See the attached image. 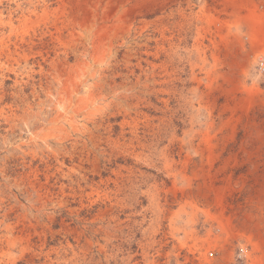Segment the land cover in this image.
Listing matches in <instances>:
<instances>
[{
    "label": "rangeland",
    "instance_id": "374dc122",
    "mask_svg": "<svg viewBox=\"0 0 264 264\" xmlns=\"http://www.w3.org/2000/svg\"><path fill=\"white\" fill-rule=\"evenodd\" d=\"M261 59L264 0H0V264H264Z\"/></svg>",
    "mask_w": 264,
    "mask_h": 264
},
{
    "label": "built area",
    "instance_id": "2783aa9c",
    "mask_svg": "<svg viewBox=\"0 0 264 264\" xmlns=\"http://www.w3.org/2000/svg\"><path fill=\"white\" fill-rule=\"evenodd\" d=\"M258 70L264 72V60H260L258 64Z\"/></svg>",
    "mask_w": 264,
    "mask_h": 264
},
{
    "label": "bare ground",
    "instance_id": "6f19581e",
    "mask_svg": "<svg viewBox=\"0 0 264 264\" xmlns=\"http://www.w3.org/2000/svg\"><path fill=\"white\" fill-rule=\"evenodd\" d=\"M251 21V20H250Z\"/></svg>",
    "mask_w": 264,
    "mask_h": 264
}]
</instances>
